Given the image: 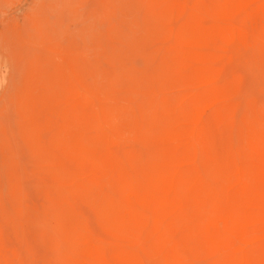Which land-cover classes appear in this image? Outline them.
<instances>
[{
    "label": "rangeland",
    "instance_id": "obj_1",
    "mask_svg": "<svg viewBox=\"0 0 264 264\" xmlns=\"http://www.w3.org/2000/svg\"><path fill=\"white\" fill-rule=\"evenodd\" d=\"M87 263L264 264V0H0V264Z\"/></svg>",
    "mask_w": 264,
    "mask_h": 264
},
{
    "label": "bare ground",
    "instance_id": "obj_2",
    "mask_svg": "<svg viewBox=\"0 0 264 264\" xmlns=\"http://www.w3.org/2000/svg\"><path fill=\"white\" fill-rule=\"evenodd\" d=\"M221 1V0H220ZM240 1V0H239ZM207 2V1H206ZM96 3V2H95ZM190 3V2H189ZM150 6V5H149ZM95 7H96V9H98V11H99V8H97L98 6L97 5H95ZM136 7H137V5H136ZM152 7V6H151ZM95 9V10H96ZM205 9V8H204ZM249 11V10H248ZM237 17V16H236ZM181 18V17H180ZM185 19V18H184ZM94 20H96V19H94ZM183 20V19H182ZM221 20V19H220ZM223 20V19H222ZM233 20H234V18H233ZM236 21V20H235ZM224 23V22H223ZM229 23V22H228ZM239 23V22H238ZM236 24V23H235ZM263 24V23H262ZM243 26V25H242ZM228 27H229V25H228ZM232 28V27H231ZM210 29V28H209ZM234 29V28H233ZM247 29V28H246ZM214 30V29H213ZM263 30V29H262ZM224 33V32H223ZM130 34H132L133 36H134V38L136 39V40H138V39H142L143 41L144 40H146L148 37H149V34H150V31H149V29H143V28H139V27H135L133 30H131V32H130ZM183 34V31H180V30H178V32H176V35L178 36V35H182ZM222 35V34H221ZM130 37H132L131 35H130ZM234 37H235V35H234ZM252 37V36H251ZM255 37V36H254ZM137 43V42H136ZM170 43H172V42H170ZM4 44V43H3ZM169 44V43H168ZM9 45V44H8ZM211 46V45H210ZM229 46V45H228ZM7 47V46H6ZM230 47V46H229ZM5 49V48H4ZM16 51V50H15ZM178 51V50H177ZM254 51V50H253ZM18 52V51H17ZM23 53V52H22ZM226 53V52H225ZM14 55H17L16 53H14ZM14 55H13V57H14ZM27 56V55H26ZM209 57V56H208ZM18 58V57H17ZM16 58V59H17ZM24 59V58H23ZM187 60V59H186ZM15 61V60H14ZM20 62H22V61H20ZM139 64V63H138ZM20 66H22L21 64H20ZM22 68V67H21ZM206 68V67H205ZM18 69V68H17ZM12 71V70H11ZM21 72V71H20ZM217 73V72H216ZM220 73V72H219ZM256 75V74H255ZM219 76V75H218ZM221 76V75H220ZM227 76V75H226ZM17 77V76H16ZM229 77V76H228ZM205 79V76H201L199 73H193L191 76H189L188 77V79H186L185 81L187 82V83H189V82H192V79H194L195 81H196V83H199V85H200V83H201V80L202 79ZM222 78V77H221ZM106 79H107V77H106ZM189 80V81H188ZM199 81V82H198ZM216 82H218V81H216ZM216 84V83H215ZM217 85V84H216ZM180 88V87H179ZM177 89V88H176ZM196 89V88H195ZM212 89V88H211ZM255 90V89H254ZM194 91V90H193ZM208 95V94H207ZM216 96V95H215ZM236 99V98H235ZM237 100H239V99H237ZM199 100H198V98L196 97L195 99H193V101H192V103H190V104H196V102H198ZM208 102H210V101H208ZM160 104V103H159ZM181 106V105H180ZM190 106L191 105H188V107H186L184 110L186 111V112H188V111H190ZM157 108H158V106L155 104V103H152L151 105H149V107L147 108V110L142 114V115H140V117L142 118V119H146V120H151V122H160V123H163V124H167L168 123V125H169V127L170 126H173V124H174V119H170L168 116H158V112H157ZM184 108V107H183ZM180 109V108H179ZM184 111V112H185ZM238 112H239V110H237ZM106 112V111H105ZM178 112V111H177ZM182 112V111H181ZM192 112V111H191ZM238 112L236 113V114H238ZM126 114V113H125ZM184 114V113H183ZM128 115V114H127ZM201 115V114H200ZM131 116V115H130ZM181 116V115H180ZM108 117V116H107ZM238 117V116H237ZM2 118V117H1ZM4 120V119H3ZM107 120V119H106ZM184 120V119H183ZM168 127V128H169ZM170 129V128H169ZM169 129H166V130H169ZM48 135V134H47ZM44 136V135H43ZM108 138H109V136H107ZM112 137V136H111ZM110 137V138H111ZM112 139H113V137H112ZM116 141V140H115ZM116 146H117V144H116ZM129 147V146H128ZM127 147V148H128ZM180 147H182V146H180ZM121 151V150H120ZM27 170V169H26ZM29 170V169H28ZM93 172H95V171H93ZM237 172V171H236ZM95 174V173H94ZM93 174V182L95 183L96 182V180H97V177H96V175H94ZM35 175V174H34ZM174 175V174H173ZM22 176V175H21ZM23 177V176H22ZM21 177V178H22ZM170 177H171V173L169 172V171H162V172H160V173H158L156 176H154V177H152L151 178V180H148V181H146V182H143V183H139V184H137V185H133V184H129V185H127V187H126V189L124 188V190L123 191H121V190H119V184H117V192H116V195L117 196H115L114 198H111V197H106V198H104L103 199V201H104V203L106 204V205H108V206H112L113 208L111 209L112 210V213H111V216H112V218L114 219V220H116V221H118L119 223H121V224H126V225H128V224H133V223H135V222H137L138 221V217L136 216V214H134V211H133V208H131V206H128V205H126L125 204V202H124V198H123V195L124 194H126L128 197H134V196H136V195H146V196H149V197H152V198H158L157 197V195H156V193H155V188H156V186L158 185V184H160V183H163L164 182V184H167L171 179H170ZM134 179V178H133ZM7 181V180H6ZM8 182V181H7ZM110 182H111V179H110ZM97 183L98 182H96L95 183V185H97ZM120 183V182H119ZM5 185V184H4ZM22 186V185H21ZM83 186V185H82ZM4 188V187H3ZM6 189V188H5ZM178 190L180 191V192H184L185 191V187H184V185L183 184H179L178 185ZM168 196V195H167ZM168 197H170V195L168 196ZM165 199L166 198H164V199H162V198H158V203L159 204H163V201L162 200H164V202H165ZM181 199H182V194H179V195H176L175 197H174V201H175V203H178V202H181ZM170 200V199H169ZM173 201V200H172ZM12 202V201H11ZM13 203V202H12ZM166 203H168V201H167V199H166ZM166 203H164V204H166ZM7 205V204H6ZM177 205V204H176ZM23 206V205H22ZM176 207V206H175ZM23 208V207H22ZM207 208V207H206ZM89 213V212H88ZM14 217V216H13ZM37 217H38V215H37ZM32 218V217H31ZM151 221L152 222H159L160 221V217L157 215V214H155V213H152L151 214ZM219 218H220V216H218L217 215V213L214 211V208H208L207 209V214L205 215V216H202L201 218H200V222L201 223H207V222H209L210 220H212V219H214L215 221H218L219 222ZM16 219V218H15ZM38 219H39V217H38ZM18 220V219H17ZM36 220H37V218H36ZM19 221V220H18ZM38 221V220H37ZM37 221H35L36 223H37ZM50 221V220H49ZM40 222V221H39ZM39 222H38V225H40L39 224ZM150 222V221H149ZM42 223V222H41ZM47 225H48V223H46ZM51 224V223H50ZM57 224V223H56ZM89 224V223H88ZM36 227V226H35ZM48 227V226H47ZM153 228V227H152ZM55 232V231H54ZM55 234H56V232H55ZM57 235V234H56ZM38 237V236H37ZM60 237V236H59ZM59 237H58V239H59ZM86 238V237H85ZM54 239V238H53ZM104 239V238H103ZM55 240V239H54ZM63 240V239H62ZM65 240V239H64ZM67 240V239H66ZM65 240V241H66ZM87 240V239H86ZM92 240V239H91ZM110 240H111V238H110ZM115 240H118V239H115ZM64 241V242H65ZM101 241V240H100ZM86 243H87V241H86ZM100 243V242H99ZM89 244V243H88ZM93 244V243H92ZM248 243H246V244H242V247L244 248V247H246V245H247ZM78 245H80L79 247H83L82 246V244H77V245H74V246H72V248L73 249H75V250H77V249H79L78 248ZM249 245V244H248ZM6 246V245H5ZM66 246H68V245H66ZM86 246V245H85ZM64 247H65V244H64ZM75 247V248H74ZM65 248H68V250H67V252H70L69 254L71 255L72 254V252L71 251H69V248H71V245L70 246H68V247H65ZM64 248V249H65ZM77 248V249H76ZM241 249V256H242V259H244L245 258V256H246V253H245V251H244V249ZM82 249H84V247L82 248ZM122 249L123 248H121V251H118V249H117V251H116V255L118 256V257H120V258H124L125 257V253L122 251ZM66 250V249H65ZM109 251V250H108ZM3 253V252H2ZM78 254H76L75 253V258H76V256H77ZM78 256H80V255H78ZM77 256V257H78ZM72 257V256H71ZM81 257V258H80ZM79 258H80V260L83 258V259H85L86 257L84 256V255H82V256H80ZM87 259V258H86ZM85 259V260H86ZM92 260V259H91ZM148 262V261H147ZM88 264V263H87ZM99 264V263H98Z\"/></svg>",
    "mask_w": 264,
    "mask_h": 264
},
{
    "label": "snow or ice",
    "instance_id": "obj_3",
    "mask_svg": "<svg viewBox=\"0 0 264 264\" xmlns=\"http://www.w3.org/2000/svg\"><path fill=\"white\" fill-rule=\"evenodd\" d=\"M11 7H19L21 9V14L23 15L25 11H27L28 9H26L23 4L21 5H10ZM34 6V5H33Z\"/></svg>",
    "mask_w": 264,
    "mask_h": 264
}]
</instances>
